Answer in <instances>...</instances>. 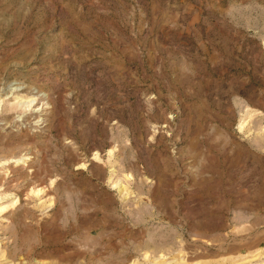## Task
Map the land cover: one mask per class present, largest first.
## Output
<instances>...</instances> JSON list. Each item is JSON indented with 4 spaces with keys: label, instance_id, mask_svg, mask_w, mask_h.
Segmentation results:
<instances>
[{
    "label": "rangeland",
    "instance_id": "1",
    "mask_svg": "<svg viewBox=\"0 0 264 264\" xmlns=\"http://www.w3.org/2000/svg\"><path fill=\"white\" fill-rule=\"evenodd\" d=\"M0 22V264H264V0H16Z\"/></svg>",
    "mask_w": 264,
    "mask_h": 264
},
{
    "label": "bare ground",
    "instance_id": "2",
    "mask_svg": "<svg viewBox=\"0 0 264 264\" xmlns=\"http://www.w3.org/2000/svg\"><path fill=\"white\" fill-rule=\"evenodd\" d=\"M15 1L16 0H0V6H2V7H5V6H9V4H11V5H15ZM9 9V8H8ZM3 11V13H4V11L5 10H2ZM3 25V23H1L0 22V27ZM24 26V25H23ZM6 30H8V33L9 32H17L18 30V28H16V27H12V29H10V28H5ZM22 29V28H21ZM24 30V29H23ZM21 33H23V31L21 30ZM16 39V38H15ZM14 40V39H13ZM11 48V47H10ZM11 90V89H10ZM23 90H21V89H17V88H15L14 90H13V96L14 95H19V93H21ZM26 95H27V97H26V100H22V98L21 97H16V98H14V99H18V101L15 103V104H13L12 106H10L9 107V109L7 110V112H11V114H17V117H16V122H20V121H22V119L25 117V116H27V115H34V114H36L38 111H36V107H37V105H38V103H36V100L37 99H35V98H33V99H30V100H27V99H29L28 97L29 96H31V98L32 97H34V96H36V95H34V93H30V92H27V93H25ZM13 96H12V98H13ZM109 153L111 154L112 153V151H109ZM94 159L95 160H100V157H99V155L98 154H95L94 155ZM83 168L85 167V165H81ZM116 172V169H115V167H110V173H112V175L114 174ZM114 176V175H113ZM133 178H132V176L131 175H127L126 177H125V181L126 182H129L130 180H132ZM112 190L113 191H117L121 196H123L122 198L123 199H126L127 197H128V194H127V192H126V186L120 181V180H115L113 183H112ZM82 204V203H81Z\"/></svg>",
    "mask_w": 264,
    "mask_h": 264
}]
</instances>
